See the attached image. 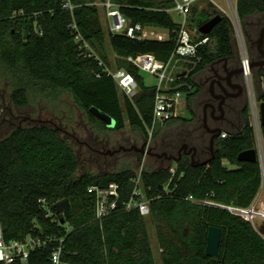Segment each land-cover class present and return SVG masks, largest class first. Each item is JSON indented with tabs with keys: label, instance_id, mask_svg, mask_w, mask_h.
I'll list each match as a JSON object with an SVG mask.
<instances>
[{
	"label": "trees",
	"instance_id": "trees-1",
	"mask_svg": "<svg viewBox=\"0 0 264 264\" xmlns=\"http://www.w3.org/2000/svg\"><path fill=\"white\" fill-rule=\"evenodd\" d=\"M71 1L76 6L73 12L63 9L66 0H0V62L18 79L11 95L14 106L27 108L32 90L46 97L68 92L100 132L107 130L106 123L94 111L115 121L112 130L129 126L148 136L153 127L155 87L146 84L142 72L127 58L151 53L164 62L170 59L180 28L169 12L173 0H111L131 24L168 30L166 40L107 35L98 5L107 0ZM197 7L191 21L198 30L216 15L222 20L210 34L201 35L210 41L199 47L200 61L189 65L187 79L176 82L186 83L179 90L185 94L190 111L195 75L217 60L235 56L231 20L212 3L201 7L198 14ZM237 11L241 23L245 22L264 14V0H238ZM73 26L108 67L105 46L109 41L117 56V69L133 74L138 81L139 90L132 99L121 93L96 57L80 49ZM260 99L264 102V94ZM242 117L243 127L228 129L226 138L215 141L213 152L210 135L206 132L203 136L205 160L210 159L207 164H192L190 157H183L175 170L160 167L138 174L125 169L80 177L76 176L78 156L59 130L49 125L15 127L0 140V211L5 239L57 238L32 251L23 264H51L52 252L61 239L63 260L68 264H156L147 218L138 208L128 210L124 205L132 198L139 179V187L150 202L148 217L158 228L163 264H264V238L251 223L221 207L189 199L241 208L250 207L255 200L262 186L259 162L238 159L242 152L256 149L249 106L244 107ZM177 121L189 119L177 117L164 125ZM262 134L264 138V126ZM111 183L120 185L121 202L113 214L99 220L96 197L89 189ZM65 200L70 202L71 212L61 224L55 205ZM210 226L222 229L217 258L206 253Z\"/></svg>",
	"mask_w": 264,
	"mask_h": 264
},
{
	"label": "built area",
	"instance_id": "built-area-1",
	"mask_svg": "<svg viewBox=\"0 0 264 264\" xmlns=\"http://www.w3.org/2000/svg\"><path fill=\"white\" fill-rule=\"evenodd\" d=\"M202 0H173L174 5L169 10L170 13L178 15L179 20L176 21L180 28L177 31L176 48L173 51L170 59L167 62L159 60L154 54H139L137 56H129L127 61L137 67L142 73L150 74L157 83L155 87L154 100V116L153 127L159 123L164 124L169 120L181 117L179 113L180 108H184L183 98L186 97L183 92L179 90L180 83L176 82L181 79H187L190 75L189 65L196 64L200 61L198 50L200 46L207 44L210 41L209 37L201 38L202 34L194 25H192L191 15L193 9L199 6ZM216 10L224 16L228 17L233 24V38L236 39L238 50L242 53L241 69L243 78L246 82L249 94L251 95L250 105V121L254 128L256 137V151L258 162L262 173V186L258 192L255 200L250 207L241 208L230 205H219L210 202H200L190 197L195 203H203L214 205L230 211L251 223L253 228L264 238V138L262 134V119H261V104L259 105L256 99L255 92L251 91L253 87V69L251 68L252 60L246 52V45L244 44L243 33L241 30V20L237 11L238 0H225L227 7L224 8L214 0H210ZM106 18L108 22V32L115 35H125L130 38L142 39H156L166 40L160 28L144 27L142 24H131L120 12L118 6L111 0L103 2ZM75 5L71 0H66L63 4V9L73 12ZM76 30L75 40L80 44V49L88 53V56H94L99 60V64L105 67V72L112 76L118 85L119 90L125 96L133 98L138 90L139 85L135 76L123 69H111L99 58L94 52L89 42L84 39L82 34ZM165 30V29H163ZM36 32L42 34V31L36 29ZM168 33V38L170 32ZM199 32V33H198ZM167 38V39H168ZM185 64L187 68H183ZM263 102V101H262ZM3 114V108L0 107V117ZM228 132H221L220 137L226 138ZM89 193L96 197V216L99 220L113 214L119 207L121 202V191L118 183H111L107 187L93 186L89 189ZM128 210L138 208L141 215L148 217L151 214L150 202L145 197V194L139 187V179L134 190L133 196L129 202L124 203ZM57 238H42L29 236L23 241H7L5 239L4 228L2 224V217L0 211V264H18L27 262L32 251L45 248L51 240ZM63 241L53 250L51 256V264H68L63 260Z\"/></svg>",
	"mask_w": 264,
	"mask_h": 264
},
{
	"label": "rangeland",
	"instance_id": "rangeland-1",
	"mask_svg": "<svg viewBox=\"0 0 264 264\" xmlns=\"http://www.w3.org/2000/svg\"><path fill=\"white\" fill-rule=\"evenodd\" d=\"M216 3L220 4L224 8H228L225 0H214ZM210 0H202L199 4L200 7L195 9L196 14L199 13L201 7L208 6ZM102 24L108 35V22L106 18L105 9L103 8L102 2H98ZM209 8V7H208ZM210 10V9H209ZM175 21L179 20L178 15L171 13ZM261 23L264 25V14H257L252 18L247 19L241 24V30L243 33L244 44L246 45V52L250 59L254 54L250 50V44L248 42L247 32L250 34H256L254 24ZM162 32L164 37L168 38V33L165 30H157ZM256 36V35H255ZM235 47V57L241 62L243 52L238 50V45L236 39L234 38ZM106 51L110 61V68L117 69V56L111 48L109 41L106 43ZM185 64L183 68H187ZM190 71L191 69L188 68ZM143 78L147 85H154L157 81L148 73H142ZM199 74L195 75L194 81L197 83L199 81ZM18 85V79L12 71L2 62H0V106L3 108V114L1 116L2 122H0V140L7 138L13 129L17 126H32V125H49L60 131L63 138L67 139L68 142L74 148L78 160L80 162V167L76 173L77 177L85 175L87 173L93 175L109 174L119 172L125 169H132L136 173H140L143 169L148 171H156L160 167H172L173 170L176 169L177 163H168L166 161H160L156 158L140 157L137 154L129 152H121L118 154H102L98 153L94 149L90 148L87 144L92 143L88 139L90 131H99L98 127L89 121L87 114L81 110L75 103V100L71 94L68 92H60L56 96L46 97L40 93H35L33 90L29 92L30 103L27 108L18 109L14 106L12 102V93ZM244 85V95L242 98L236 100L235 106L236 110L234 113H227L223 123L221 124V130L228 131V129H238L243 127L244 120L242 117V111L247 105H251V95L249 94L247 84L243 78ZM182 86V84L180 85ZM251 91L255 92L258 104H261V95L264 94V79L258 74L256 70H253V87L251 86ZM185 94H183L184 97ZM206 94L200 95V97H194L191 99L192 111L187 106V98H183L184 108L179 109L181 117L189 119V121H177L171 125L157 124L154 129L148 131V140L153 146H161L162 142H165V146L173 145L176 143L180 145L190 141L188 140L187 134L188 129L184 127L187 124L190 129L194 128L198 130L199 133L204 132L202 127V114L203 106L206 102ZM205 99V100H204ZM251 110V109H250ZM195 115V117H193ZM251 114V113H250ZM192 119V120H191ZM108 126L111 128L115 127V121L111 120ZM206 131V130H205ZM136 130H133L127 126L124 130L120 132H110L109 139L110 144L107 149L113 150L121 145L130 147L131 144L135 143V138H138ZM208 138V136H206ZM186 140V141H185ZM86 142V143H84ZM168 145V148L170 147ZM140 146V144H139ZM95 147V145H94ZM206 157V153L204 155ZM203 156V158H205ZM147 218L148 231L151 238L152 248L156 256V264H163L162 262V249L159 245L158 240V228L154 223H151L149 217Z\"/></svg>",
	"mask_w": 264,
	"mask_h": 264
},
{
	"label": "flooded vegetation",
	"instance_id": "flooded-vegetation-1",
	"mask_svg": "<svg viewBox=\"0 0 264 264\" xmlns=\"http://www.w3.org/2000/svg\"><path fill=\"white\" fill-rule=\"evenodd\" d=\"M256 32V36L247 32L248 42L250 44V50L254 52L251 57L252 63L258 64L253 70H256L261 78L264 79V25L260 22L253 25ZM241 62L234 56L230 59H220L211 64V67L199 74V81L196 83L195 95L192 97H200V95L206 94V102L203 106L202 114V127L206 130L199 133L198 130L191 128L184 124L183 126L188 129V144L182 145L173 144L165 146V142H162L161 146H153L148 140L146 133L137 131L138 138H135V143L130 147L124 145L114 148L113 150L107 149L110 144L109 133L120 132L112 130L113 128L107 127V130L100 132L92 129L88 136V139L93 142L88 144L90 148L94 149L98 153L102 154H118L123 151L134 153L140 157L156 158L160 161H166L168 163H178L175 159L181 157H192L190 150L196 148L195 161H203L206 159L205 151L203 149L202 139L207 132V126L211 129H221L227 113H234L236 110L235 101L242 98L244 95L243 75L240 72ZM204 99V100H205ZM191 113V112H190ZM108 133V134H107ZM186 141V140H185ZM140 144V146H139ZM95 145V147H94ZM203 156L205 158H203ZM172 158V159H169ZM180 159V160H181Z\"/></svg>",
	"mask_w": 264,
	"mask_h": 264
},
{
	"label": "water",
	"instance_id": "water-1",
	"mask_svg": "<svg viewBox=\"0 0 264 264\" xmlns=\"http://www.w3.org/2000/svg\"><path fill=\"white\" fill-rule=\"evenodd\" d=\"M221 20H222V17L220 15H216L211 20H209L207 23H205L203 26H201L199 31L204 35H208L213 31L215 26L221 22ZM256 65L258 64L252 63L251 68L253 69ZM242 71L243 70L241 69L240 72L242 73ZM260 107H261L262 126H264V102H261ZM94 113L98 117H100L102 120H104L107 126H108L107 122L113 120L111 117H109L103 112L94 111ZM207 132L211 137L210 138L211 151L213 152L214 143L220 137L221 129H211L207 126ZM192 151H194V153L192 154L191 160H192V164H194L196 148H191L189 153H191ZM169 159H172V158H169ZM180 159L181 157L178 159H175V161L179 162ZM238 159L240 162H257L258 161L257 151L256 149L244 151L239 155ZM209 161L210 159L205 160L204 162H198L196 165L207 164ZM55 209H57V213L59 214V219H60L61 224H64L66 222V218L69 217L70 212H71L70 202L68 200L61 201L55 205ZM221 239H222V229L219 227L210 226L208 230L207 247H206V253L208 256L213 257V258L218 257Z\"/></svg>",
	"mask_w": 264,
	"mask_h": 264
},
{
	"label": "crops",
	"instance_id": "crops-1",
	"mask_svg": "<svg viewBox=\"0 0 264 264\" xmlns=\"http://www.w3.org/2000/svg\"><path fill=\"white\" fill-rule=\"evenodd\" d=\"M207 134H208V132H207ZM209 135V134H208Z\"/></svg>",
	"mask_w": 264,
	"mask_h": 264
}]
</instances>
